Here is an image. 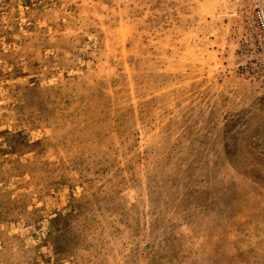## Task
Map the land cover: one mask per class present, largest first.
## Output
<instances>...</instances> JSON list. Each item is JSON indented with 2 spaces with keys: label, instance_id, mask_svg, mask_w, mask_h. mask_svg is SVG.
I'll return each instance as SVG.
<instances>
[{
  "label": "rangeland",
  "instance_id": "obj_1",
  "mask_svg": "<svg viewBox=\"0 0 264 264\" xmlns=\"http://www.w3.org/2000/svg\"><path fill=\"white\" fill-rule=\"evenodd\" d=\"M0 264H264V0H0Z\"/></svg>",
  "mask_w": 264,
  "mask_h": 264
}]
</instances>
